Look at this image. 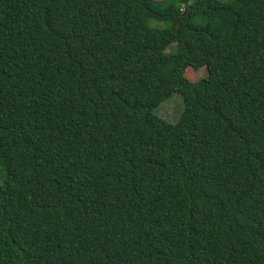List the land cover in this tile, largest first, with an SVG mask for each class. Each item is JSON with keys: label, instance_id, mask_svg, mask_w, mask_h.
<instances>
[{"label": "trees", "instance_id": "1", "mask_svg": "<svg viewBox=\"0 0 264 264\" xmlns=\"http://www.w3.org/2000/svg\"><path fill=\"white\" fill-rule=\"evenodd\" d=\"M0 178V264H264V0H0Z\"/></svg>", "mask_w": 264, "mask_h": 264}, {"label": "rangeland", "instance_id": "2", "mask_svg": "<svg viewBox=\"0 0 264 264\" xmlns=\"http://www.w3.org/2000/svg\"><path fill=\"white\" fill-rule=\"evenodd\" d=\"M156 1H160V0H156ZM174 27L177 28L176 22H174ZM173 51H174L173 47H171L168 50V52H173ZM206 74L207 72L204 68L199 70L187 69L184 73L183 81L189 83L198 82L201 79H203L206 76ZM182 109L183 106H182L181 98L175 94L169 100L161 104V106L157 110V114L159 117L166 120L167 122L175 123L178 120L182 112ZM0 182H1V178H0Z\"/></svg>", "mask_w": 264, "mask_h": 264}]
</instances>
